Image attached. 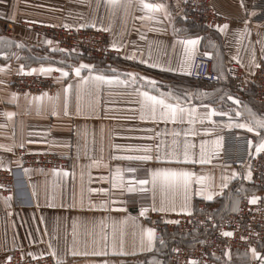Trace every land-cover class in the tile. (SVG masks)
I'll return each mask as SVG.
<instances>
[{
	"label": "crops",
	"instance_id": "1",
	"mask_svg": "<svg viewBox=\"0 0 264 264\" xmlns=\"http://www.w3.org/2000/svg\"><path fill=\"white\" fill-rule=\"evenodd\" d=\"M214 10L225 18L224 25H229L225 31L209 29L204 26L188 22L183 16L184 0H147V2H160L168 6L171 13V20L160 15L158 21H141L134 19L143 15L138 8H133L131 14L125 16L117 11L111 16L105 8L102 0H0V170L18 169L21 160L18 158V149L21 148L28 153H52L68 158L69 165L65 169H52L23 167V176L16 183L11 194H0V264H7L8 255L14 249H20L23 253H32L34 257H41V253L50 252L49 243L56 249L57 256L64 257V264H101L107 260L109 264H150L153 259L168 263V255L171 247L178 242L179 236H173L172 232L165 231V245L161 246L159 240L150 251H140V226L154 227V221H171L176 214H190L197 211L200 206L207 205L214 209L217 219L234 212L236 206L244 194L264 197V190L244 179V176L251 170L249 164L237 166L223 160V151L226 137L229 132L235 130L237 133H245L255 138L257 133L254 130L249 132L247 128L228 127L231 122L247 123L250 117L245 110L251 109L257 117H264V104L253 98V87L249 86L245 91L232 88L233 80L228 75V66L232 61L241 64L248 77H251L258 67L252 61L255 56V64L264 63V17L256 10H252L253 3L257 0H244L245 7H241V0H212ZM100 4L99 8L97 4ZM254 12L249 17L245 12ZM10 17H14L11 19ZM248 22L249 35L241 37L237 29L245 27ZM5 22L14 24V34L7 36L3 32ZM38 23L43 25L68 28H81V24H95L97 28L102 26L111 30L107 31L110 45L115 42L119 46L113 61L92 59L79 53H64L58 51L59 46L50 38H39L28 24ZM221 25V26H222ZM83 27V28H87ZM149 29H158L152 30ZM175 29V31H174ZM201 37L196 45L193 56L185 52V45L182 40ZM144 37V38H142ZM51 40L49 45L46 41ZM12 42V43H9ZM23 44L24 47H17ZM205 51L213 57V69L221 78L220 84L211 85L194 81L190 74L195 56L198 52ZM135 53L137 59L128 60L125 57ZM148 60V64L140 63V59ZM66 62V63H62ZM159 63L162 67L152 68L151 63ZM80 63L94 65L98 70H107L109 66L118 69L120 72H136L141 76L149 77L157 81L156 88H149L147 81L143 85H112L104 86L100 93L99 104L95 111L85 108L80 115L76 114L75 91L79 83L74 73L70 77H64L57 81L58 72L53 71L55 88L49 95L61 93L58 105V116L50 114L51 105L45 101L46 109L37 114L35 102L29 103L32 96L38 94H25L15 92L11 85V78L17 73L41 74L31 72V69L40 67L60 68L68 65L78 66ZM23 65V71H21ZM172 68L175 71H167ZM101 74V73H96ZM104 74H107L106 71ZM83 76H88L87 70H82ZM121 79L125 77L121 76ZM73 84V91L70 97L69 115L63 111V88ZM150 91L152 95H159L160 92L167 93L170 90L174 96L181 98L180 104L185 108H195L196 123L188 124V116L181 123L179 121H153L151 118L141 120L139 96L134 89ZM209 93L203 96L202 93ZM17 93L13 99L12 94ZM185 93H188L185 97ZM224 99H221V97ZM232 96L239 99L240 104L234 100H228ZM85 97L82 104H87ZM169 103H175L171 98ZM203 105H210L205 109ZM216 110L211 120L206 114ZM240 111L242 115L236 116ZM15 113L11 118L5 113ZM227 112L228 115L221 116L219 113ZM215 121V124L212 123ZM190 127L197 130V136H189L192 142L197 145V156L199 142L201 139L214 141L222 137L218 155L212 156V162L205 165L186 166L201 175L210 177L208 181L210 190L215 193L212 200L204 196L191 194L189 211L181 212L180 206L183 203L182 196L177 195V211L167 213L152 212L149 209L146 217H139L136 223L129 220L123 222L124 217L138 216V206H148L152 203L151 194L139 193L121 194L119 189H112L111 195L92 192L90 189L110 188L107 180L100 177L109 176L110 169L115 171L116 167L122 169L136 167L137 178H143V164L138 161L126 159H113L128 155H139L129 146L141 144H155L160 139L171 142V133L175 129L181 132L179 139L184 140L183 132ZM212 129L205 133L204 129ZM156 132H161L160 137H155ZM29 140L37 141L28 143ZM121 145L119 150L113 145ZM255 144L252 147L255 150ZM11 148V151L7 149ZM79 153V154H78ZM257 153V152H256ZM100 160V167H88L92 160ZM104 165H108L105 167ZM152 166V165H150ZM176 167L178 165L172 164ZM25 169H29L25 172ZM237 175L228 180V187L221 189L224 182L223 177ZM252 172V170H251ZM89 173L91 181L89 180ZM83 174V176H82ZM125 179L132 174L124 173ZM200 186L194 184L193 188ZM237 189L240 191L237 192ZM35 192V195H33ZM6 197H11L5 200ZM109 201L108 211L100 208H93L101 201ZM159 198H157V203ZM127 208V212L120 211ZM124 242V254H114L112 248L113 238L119 243ZM107 235L108 247L106 256L76 255L70 253L73 249L79 252H92L95 248H103L102 235ZM178 235H186L179 234ZM93 239L98 245L92 243ZM199 240L195 235L186 237L188 243L193 245ZM180 241V240H179ZM181 244H183L181 242ZM185 245V244H184ZM256 249L264 255V249ZM120 249H115L119 253ZM226 253V252H225ZM224 259L218 264H252L255 259L252 252L227 251ZM56 258V257H55Z\"/></svg>",
	"mask_w": 264,
	"mask_h": 264
},
{
	"label": "snow or ice",
	"instance_id": "2",
	"mask_svg": "<svg viewBox=\"0 0 264 264\" xmlns=\"http://www.w3.org/2000/svg\"><path fill=\"white\" fill-rule=\"evenodd\" d=\"M105 8L108 10L111 16H114L117 11L123 12L125 16L131 14L132 9L138 8L143 15L138 17H133L134 19H138L141 21H158L160 15H163L165 18L171 20V13L168 10V6L164 3L160 2H147V0H102ZM100 4H97L99 8ZM241 7H245L244 0H241ZM245 12L251 17L255 15L254 12H248L247 8H245ZM14 19V17H10ZM249 21H245V27L237 31L240 33L241 37L249 35L250 31L247 27ZM89 25L81 24L79 27H87ZM91 27H96L93 23L90 25ZM65 28L70 27L69 25L65 24ZM220 31H225L228 29L229 25L225 23L224 25L220 26L217 25ZM102 31H110V26L105 28L102 26ZM158 30V29H149ZM175 31V29H174ZM144 38V37H142ZM5 38L0 37V41L4 40ZM201 37L197 36L193 39L182 40L181 43L185 45V52L189 54V56H193L196 51V45L200 42ZM12 43V42H9ZM47 44L51 45L52 41H46ZM17 47H24L23 44H17ZM110 47L119 50V46L113 42ZM58 51H66L63 49H57ZM264 51V48H262ZM205 55H210L209 53H205ZM128 60H135L137 56L135 53L127 55L125 57ZM252 61L255 67H260L259 64H255V56L253 55ZM66 63V62H62ZM140 63L148 64L149 61L145 59H140ZM152 68L162 67L159 63H151L150 65ZM23 65H21V71H23ZM82 70H87L89 72L88 76L82 75ZM167 71H175V69L168 68ZM5 71L4 68H0V72ZM58 72L59 76L56 77L57 81L63 80L64 77H70L71 73L75 74V77L78 78L79 83L76 84L75 88V100H76V114L80 115L85 108L90 111H95L96 105L99 104V97L100 93L103 91L104 86H112V85H143L145 81H147L149 88H156L157 81L150 79L146 76H141L139 73L136 72H120L116 68H112L111 66L108 67L107 70H98L94 65L91 64H84L80 63L78 66L68 65L67 69L65 67L55 68L52 67H40L39 69H31V72H39L43 75H51L52 72ZM106 71L107 74H104ZM101 74H96V73ZM191 74V73H189ZM121 76L125 77V79H121ZM2 83V81H0ZM73 91V84L68 83L63 88V111L64 115H69V105H70V97ZM136 94L139 96V104L141 109L140 119L145 120L151 118L153 121L156 120H163L165 122L172 121V122H183L185 119V114L188 116V124L194 125L196 123L195 115L196 110L195 108H185L182 107L180 104L181 98L179 96H174L172 91L170 90L167 93L160 92L159 95H152L150 91H141L139 88L134 89ZM17 93H13V99L17 97ZM29 94L25 93L27 97ZM189 95L185 93V97ZM203 96H208L209 93L204 92L202 93ZM85 97H87V104H82ZM171 98L175 101V103H169L168 99ZM61 99V93L57 92L55 95H49L48 92H41L37 96H32L29 103L35 102L37 114L43 112L47 105L45 101L49 102L51 105L50 114L52 116H58L59 112L57 110L59 102ZM221 99H224L222 96ZM228 100H234L236 104H240L239 99H234L232 96L227 97ZM205 109L209 108L210 105H203ZM245 110L247 111L248 116L250 117L247 123H229L228 127H235V128H247L249 132H253L254 130L257 133V143L255 144V150L257 153L264 152V117H257L255 113L252 112L251 109L247 108L245 105ZM216 114V110L212 109L211 112L206 114V118L211 120L212 115ZM237 117H240L242 113L237 111ZM5 115L9 118L13 117L15 113H5ZM221 116L228 115L227 112L219 113ZM215 124V121H212ZM6 127V125L0 126ZM205 133L211 132L212 129H204ZM197 130L194 127H190L183 132V136L185 137L183 141L179 139L181 136V132L177 130H173L171 133L172 139L171 142H167L164 139H160L159 142L155 144H141L135 146H129L133 148L135 151L140 152L142 154L139 155H128V156H121V157H113V159H126L129 161H138L143 164V178H137V173L140 169L136 167H127V168H120L116 167L115 171L112 172L110 169L109 176L107 177H100L101 180H107L110 184V188H99V189H90L92 192L104 193L106 195H111L112 189H119L121 194L124 193H139V194H151L152 203L148 206L141 205L139 209V213L137 217L126 216L123 219L124 223H127L129 220L136 223L139 217H146L148 215L149 209L152 212L157 213H167V212H175L177 211L176 207V197L177 195L182 196L183 203L180 206V211L185 212L189 211L190 208V199L191 194L204 196L207 200H212L215 193L210 190V185L208 181L210 177L207 175H201L196 173L195 171L191 170L186 166H179V165H188L191 164L193 166L200 164L205 165L212 162V156L218 155L220 148L222 147L221 141L222 137H217L214 141H209L207 139H201L199 142V149H198V156H197V145L188 139L189 136L195 137L197 136ZM162 135L161 132H156L155 137H160ZM37 141L29 140L28 143H36ZM248 146L251 149L253 145L252 140H248ZM0 147H4L0 145ZM21 148L24 147L22 143L20 145ZM113 147L117 150L121 148V145H113ZM11 151V148L7 149ZM79 154V153H78ZM102 162L100 160H92V163L88 166L89 168L92 166L100 167ZM172 164L178 165L176 167L170 166ZM152 165V166H150ZM4 165H0L3 167ZM108 167V165H104ZM29 169H25V172H28ZM53 173H56L57 169L51 170ZM127 172L132 174L129 179H125L124 173ZM237 173L233 172L231 176L223 177V183L221 184V189L228 187V180L234 178ZM83 176V174H82ZM244 179L251 180L252 179V172L249 168V171L244 176ZM89 180L91 181V175L89 173ZM199 185L198 189H194L193 185ZM3 187V185H0ZM240 190L237 189V192ZM35 195V192H33ZM11 197H6L5 200H9ZM157 198H159V202L157 203ZM260 197L256 195H252L249 203L255 204ZM239 201L237 200L236 206H234V211H239L238 207ZM93 208H100L104 211H108L109 209V201L103 200L98 205L93 204ZM120 211L127 212V208H122ZM212 218L209 217V220ZM154 223V222H153ZM167 223H179V221H167ZM223 236L228 237L232 236L233 233L229 231H222L221 233ZM140 251H150L152 248L155 247L157 237V231L155 227H144L140 226ZM123 233H121V239L117 244L115 238H113L112 248L114 250V254H124L127 255L128 253L123 252L124 242L122 239ZM103 241V248L97 246L92 252H79L75 249L71 251L72 256L76 255H93V256H106L108 255L106 249L108 247V238L107 235L104 234L101 237ZM92 243L94 245H98V242L93 239ZM201 243H205L201 241ZM159 244L161 246L165 245V241L162 238H159ZM119 247V253L115 252V249ZM50 252L47 255H52L56 257L55 264H64V257L57 256L56 249L53 248L51 243H49ZM175 251H179L175 249ZM252 255L254 258H258L259 264H264V255L257 252L255 248L251 249ZM29 255H33L29 253ZM41 255H46L41 253ZM225 255H229V253H225ZM11 257H9V260ZM101 264H109V261L103 260ZM150 264H163L162 261L153 259ZM189 264H199L197 260H191Z\"/></svg>",
	"mask_w": 264,
	"mask_h": 264
},
{
	"label": "built area",
	"instance_id": "3",
	"mask_svg": "<svg viewBox=\"0 0 264 264\" xmlns=\"http://www.w3.org/2000/svg\"><path fill=\"white\" fill-rule=\"evenodd\" d=\"M212 0H184L183 16L195 25L209 29H217L225 18L218 14L213 7ZM252 10H256L264 17V0L253 3ZM28 26L37 33L39 38L48 37L54 40L64 53H79L89 58L111 61L116 55V50L110 47L107 31L97 28H62L46 26L36 23ZM3 32L7 36L14 34V24L5 22ZM200 51L195 56L190 78L197 82L211 85L220 84L221 78L213 69V57ZM228 75L233 80L232 88L245 91L252 86L255 101L264 104V63L255 73L248 77L241 64L232 61L228 66ZM11 85L15 92L20 94L51 93L55 88L53 75L17 73L11 78ZM248 140L254 137L237 133L232 130L228 133L223 151V160L237 166L249 164L252 170V183L264 190V152L256 153L249 148ZM18 158L21 166L18 169L0 170V194H11L16 183L23 176V167H37L45 169H65L69 165L68 158L52 153H28L18 149ZM251 195L244 194L239 204V211L229 213L217 219L213 208L203 205L190 214H176L167 223L154 221L157 237L165 239V231L179 234H195L199 240L192 246L176 243L171 247L168 255L169 264H189L197 260L199 264H218L224 259L227 251L250 252L252 248L264 249V197H260L255 204L249 203ZM141 205L138 206V211ZM209 217L212 219L209 220ZM222 231L232 232V236L225 237ZM204 241L205 243H201ZM178 249L179 251H175ZM49 253V252H48ZM9 257L11 259L9 260ZM56 258L52 255L34 257L23 253L20 249L12 250L8 255L7 264H55ZM252 264H259L258 258Z\"/></svg>",
	"mask_w": 264,
	"mask_h": 264
},
{
	"label": "trees",
	"instance_id": "4",
	"mask_svg": "<svg viewBox=\"0 0 264 264\" xmlns=\"http://www.w3.org/2000/svg\"><path fill=\"white\" fill-rule=\"evenodd\" d=\"M195 81V80H194ZM173 234H175V235H173V236H179V239H178V242H182L183 244H185V245H187V246H192L193 245V243H188L187 241H186V237L187 236H189V235H195V234H186V235H178L177 234V232H175V233H173ZM195 236H197V235H195ZM198 237V236H197ZM199 238V237H198ZM180 240V241H179Z\"/></svg>",
	"mask_w": 264,
	"mask_h": 264
},
{
	"label": "rangeland",
	"instance_id": "5",
	"mask_svg": "<svg viewBox=\"0 0 264 264\" xmlns=\"http://www.w3.org/2000/svg\"><path fill=\"white\" fill-rule=\"evenodd\" d=\"M36 24H38V23H36ZM41 25H43V24H41ZM46 26H50V25H46ZM51 27V26H50ZM54 27H58V26H54ZM63 28V27H62ZM88 28V27H87ZM92 28V27H91ZM75 29V28H74ZM77 29H79V28H77ZM51 39V38H50ZM52 40V39H51ZM54 41V40H53ZM55 42V41H54ZM56 43V42H55ZM57 44V43H56ZM93 59V58H92ZM111 61H113V60H111ZM110 61V62H111Z\"/></svg>",
	"mask_w": 264,
	"mask_h": 264
}]
</instances>
